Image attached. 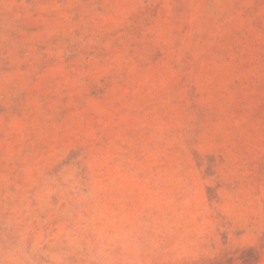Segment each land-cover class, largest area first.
I'll return each mask as SVG.
<instances>
[{
    "label": "rangeland",
    "instance_id": "rangeland-1",
    "mask_svg": "<svg viewBox=\"0 0 264 264\" xmlns=\"http://www.w3.org/2000/svg\"><path fill=\"white\" fill-rule=\"evenodd\" d=\"M0 264H264V0H0Z\"/></svg>",
    "mask_w": 264,
    "mask_h": 264
}]
</instances>
